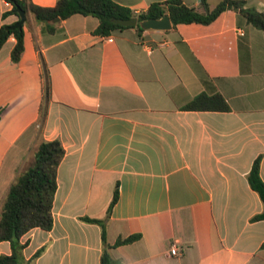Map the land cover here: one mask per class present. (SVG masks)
Returning a JSON list of instances; mask_svg holds the SVG:
<instances>
[{
	"label": "crops",
	"instance_id": "crops-1",
	"mask_svg": "<svg viewBox=\"0 0 264 264\" xmlns=\"http://www.w3.org/2000/svg\"><path fill=\"white\" fill-rule=\"evenodd\" d=\"M112 1L139 15L167 0ZM222 1L208 0L212 8ZM234 1L264 12V0ZM12 10L0 0V28L20 20ZM99 24L78 14L45 32L29 15L20 62L15 37L0 51V218L40 143L65 149L53 228L22 237L26 264H101L103 227L87 217L103 221L116 264H264V221H252L264 204L248 181L259 157L264 181V32L235 8L171 31L100 36ZM42 62L51 97L40 121ZM204 93L221 94L229 111L183 110ZM175 242L178 256L170 255ZM3 255H12L10 242L0 243Z\"/></svg>",
	"mask_w": 264,
	"mask_h": 264
},
{
	"label": "trees",
	"instance_id": "trees-1",
	"mask_svg": "<svg viewBox=\"0 0 264 264\" xmlns=\"http://www.w3.org/2000/svg\"><path fill=\"white\" fill-rule=\"evenodd\" d=\"M13 5L12 14L19 16L18 9L29 16L32 15L43 26L45 32H54L56 25L50 22L56 18L64 21L74 15L93 16L99 19L100 24L95 31L96 35L109 36L116 30L136 28L142 31L140 26L124 27L114 23V19L140 20L160 19L169 15L173 28L179 25L201 24L210 25L224 12L235 8L246 20L264 32V12L255 9H245L243 1L223 0L212 8L208 0H202V10L186 5L182 0H167L163 3L152 4L149 9L139 15L112 0H58L53 8L39 7L31 0H6ZM7 14L4 15L6 17ZM10 26L3 25L0 28V51L11 37L16 38V44L12 51V60L20 62L24 53V29L10 30ZM44 83V97L40 109V121L47 115V106L51 97V79L46 65L42 62ZM184 111H229V105L221 94H200L183 107ZM65 156V149L59 140L43 141L37 148L34 162L25 168L9 188L3 204L0 218V243L10 242L12 255L0 257V264H26L23 250L26 244L21 243L24 235L34 229L50 231L54 225L53 206L58 189V168ZM261 157L253 164L248 175L251 188L258 193L264 204V181L260 174ZM119 200V186H117L113 200L108 209L110 215L113 207ZM87 222L97 223L103 227V240L105 249L101 257V264H116L106 243V229L103 221L85 218ZM252 221H264V212L256 215ZM141 239V235H132L128 238H120L115 246L132 244ZM264 246V245H263ZM41 249L34 258L43 253Z\"/></svg>",
	"mask_w": 264,
	"mask_h": 264
},
{
	"label": "water",
	"instance_id": "water-1",
	"mask_svg": "<svg viewBox=\"0 0 264 264\" xmlns=\"http://www.w3.org/2000/svg\"><path fill=\"white\" fill-rule=\"evenodd\" d=\"M200 2L202 0H199ZM18 14L20 20L14 25L10 26V30L21 29L26 23L28 16L24 13V11L18 9ZM60 18H56L50 22L52 25H56L60 22ZM114 23L124 26V27H136L140 26L143 31H171L173 29V24L169 15H165L160 19H147L140 20L139 18H132L129 20L123 19H114Z\"/></svg>",
	"mask_w": 264,
	"mask_h": 264
},
{
	"label": "built area",
	"instance_id": "built-area-1",
	"mask_svg": "<svg viewBox=\"0 0 264 264\" xmlns=\"http://www.w3.org/2000/svg\"><path fill=\"white\" fill-rule=\"evenodd\" d=\"M112 41V40H110ZM179 253V246L177 244V242H175L174 244H172L171 249H170V255L172 256H178Z\"/></svg>",
	"mask_w": 264,
	"mask_h": 264
}]
</instances>
